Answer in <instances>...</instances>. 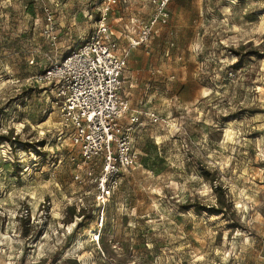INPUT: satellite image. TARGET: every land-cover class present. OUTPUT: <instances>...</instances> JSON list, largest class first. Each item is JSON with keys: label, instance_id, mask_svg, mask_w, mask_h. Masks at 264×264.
Listing matches in <instances>:
<instances>
[{"label": "rangeland", "instance_id": "obj_1", "mask_svg": "<svg viewBox=\"0 0 264 264\" xmlns=\"http://www.w3.org/2000/svg\"><path fill=\"white\" fill-rule=\"evenodd\" d=\"M145 2L112 11L150 15ZM101 6L0 0V264H264V0H169L157 33L127 50L136 163L100 226L98 168L33 77ZM215 188L224 213L197 210Z\"/></svg>", "mask_w": 264, "mask_h": 264}, {"label": "built area", "instance_id": "obj_2", "mask_svg": "<svg viewBox=\"0 0 264 264\" xmlns=\"http://www.w3.org/2000/svg\"><path fill=\"white\" fill-rule=\"evenodd\" d=\"M130 1L101 0L93 30L86 36L78 35L76 45L33 77V82L50 87V103L58 108L71 145L79 149L81 163L98 168L92 183L98 203L95 218L100 226L103 204L113 197L124 174L136 163L133 125L138 116L121 94L127 50L151 39L168 15L169 0H149L152 13L145 19L134 16L128 20L123 30L126 45L121 48L109 14L117 5ZM74 177L81 180L78 174Z\"/></svg>", "mask_w": 264, "mask_h": 264}, {"label": "crops", "instance_id": "obj_3", "mask_svg": "<svg viewBox=\"0 0 264 264\" xmlns=\"http://www.w3.org/2000/svg\"><path fill=\"white\" fill-rule=\"evenodd\" d=\"M134 3H137L139 0H133ZM131 2V1H130ZM146 4H149L148 0H146L145 2ZM168 9V7H167ZM114 10V9H113ZM113 16H112V22L117 24L118 27L116 28L114 25H111L116 36H117V40H118V43L120 44L121 46V43H123L124 45H126V38L124 36V25L128 22V20L131 18V17H134V16H137L139 18H142V19H145L148 15H149V12L145 15H140L139 13H125V14H114V12L112 11ZM80 34H83V32L79 33L78 35Z\"/></svg>", "mask_w": 264, "mask_h": 264}, {"label": "trees", "instance_id": "obj_4", "mask_svg": "<svg viewBox=\"0 0 264 264\" xmlns=\"http://www.w3.org/2000/svg\"><path fill=\"white\" fill-rule=\"evenodd\" d=\"M3 137V136H2ZM7 139V137H6ZM221 190V189H220ZM215 193H216V197H217V202L215 203L214 206L211 207H206V206H200V208H197V210H204L208 213H212V214H223L224 213V208L226 207L225 204V198L223 193H219L217 188H215Z\"/></svg>", "mask_w": 264, "mask_h": 264}]
</instances>
